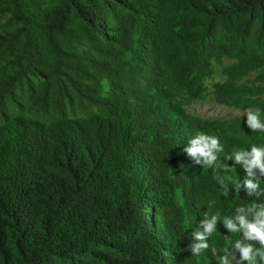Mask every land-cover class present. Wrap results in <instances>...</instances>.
<instances>
[{
  "label": "trees",
  "instance_id": "trees-1",
  "mask_svg": "<svg viewBox=\"0 0 264 264\" xmlns=\"http://www.w3.org/2000/svg\"><path fill=\"white\" fill-rule=\"evenodd\" d=\"M216 59L258 74L221 87L255 96L264 122V0H0V264H220L225 248L239 260L237 240L260 249L223 220L239 229L237 209L253 221L264 205V172L234 156L264 132L187 111ZM201 132L222 145L211 168L185 151ZM205 214L217 230L193 255Z\"/></svg>",
  "mask_w": 264,
  "mask_h": 264
},
{
  "label": "clouds",
  "instance_id": "clouds-1",
  "mask_svg": "<svg viewBox=\"0 0 264 264\" xmlns=\"http://www.w3.org/2000/svg\"><path fill=\"white\" fill-rule=\"evenodd\" d=\"M247 126L253 132H264V122L260 120V112L249 110L246 114ZM187 154L194 160L195 164L202 165L206 168H211L218 159V153L222 152V145L219 138L215 136H209L205 133H197L191 140L190 146L185 149ZM235 162L242 164L248 177L254 175L253 169L260 168L264 172V147H257L253 145L251 152L240 150L234 153ZM251 159H248V157ZM231 158L230 156L228 157ZM239 183L236 184V188L239 189ZM245 187L247 194L252 196L253 194L259 195L258 183H254L252 179L245 180ZM241 214L236 216L235 219L239 221L240 228L233 223L232 219L225 217L223 223L226 228L235 233L243 230L246 239L258 242L260 249H254L251 244H242L239 240L235 243V249L239 252V260L236 264H244L245 261L248 264H257L256 257L259 256L261 261H264V205L261 206V210L256 214V218L253 221H249L245 215H243L244 209H237ZM251 211V208L249 209ZM219 214L212 215L210 218L207 214L204 215V219L200 221V227L203 229L195 230L192 232L194 243H191L189 248L193 255H198L205 251L208 245V239L217 230V221ZM225 255L220 257V264H230L227 255V249H224Z\"/></svg>",
  "mask_w": 264,
  "mask_h": 264
},
{
  "label": "rangeland",
  "instance_id": "rangeland-1",
  "mask_svg": "<svg viewBox=\"0 0 264 264\" xmlns=\"http://www.w3.org/2000/svg\"><path fill=\"white\" fill-rule=\"evenodd\" d=\"M234 62L228 59L214 60L212 73L204 82V95L200 100L192 101L187 106L188 113L202 121H228L255 110L256 97L238 91L237 88L225 92L222 85L248 84L255 82L257 73L242 78L243 71L229 72L227 69ZM228 90V89H227ZM236 264L235 260H229Z\"/></svg>",
  "mask_w": 264,
  "mask_h": 264
}]
</instances>
